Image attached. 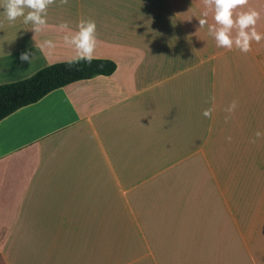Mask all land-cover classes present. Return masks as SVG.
Here are the masks:
<instances>
[{"label":"crops","instance_id":"0c3cea01","mask_svg":"<svg viewBox=\"0 0 264 264\" xmlns=\"http://www.w3.org/2000/svg\"><path fill=\"white\" fill-rule=\"evenodd\" d=\"M248 9L264 33V0L236 11ZM203 11L56 0L35 36L0 7V84L74 54L62 21L94 20V55L117 64L0 120V264H264V136L250 142L264 133V40L218 48ZM34 36L57 47L41 52Z\"/></svg>","mask_w":264,"mask_h":264},{"label":"clouds","instance_id":"9594fccd","mask_svg":"<svg viewBox=\"0 0 264 264\" xmlns=\"http://www.w3.org/2000/svg\"><path fill=\"white\" fill-rule=\"evenodd\" d=\"M56 0H0V7L3 8L7 21L14 22L18 18H23L25 25L37 33L44 32L48 27L47 13L50 6ZM205 11L199 19L200 28L208 27V34L215 40L218 48L229 51L239 50L242 54L252 51L253 42L259 44L264 40V33L257 30V23L260 20V12L255 9H248L237 12V9H245L249 0H202ZM68 0H60L61 5H66ZM209 11L214 13L213 24H209ZM58 30L63 33V44L73 51V55L66 58L63 62L69 67L84 61L88 64L96 59L94 55L98 45L96 22L91 18H81L76 25V30H72L68 21H62L58 25ZM35 36L33 37L35 40ZM36 41V40H35ZM36 48L41 52L51 51L57 47L52 39H45L42 42L36 41ZM33 55L25 51L21 53L22 62L31 63ZM211 107L203 110L202 115L211 119L215 111V96L209 98ZM238 107V101L233 100L225 109V122H229ZM264 136V133L257 131L251 143H256L257 139ZM231 142V136L227 137Z\"/></svg>","mask_w":264,"mask_h":264},{"label":"trees","instance_id":"16d2710c","mask_svg":"<svg viewBox=\"0 0 264 264\" xmlns=\"http://www.w3.org/2000/svg\"><path fill=\"white\" fill-rule=\"evenodd\" d=\"M117 68L115 61L96 58L69 67L63 61L46 65L29 77L0 84V120L17 109L37 102L49 92L80 79L110 75Z\"/></svg>","mask_w":264,"mask_h":264}]
</instances>
